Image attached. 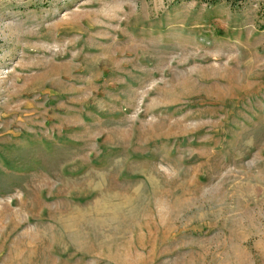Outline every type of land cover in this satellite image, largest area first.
Returning a JSON list of instances; mask_svg holds the SVG:
<instances>
[{
    "label": "rangeland",
    "instance_id": "374dc122",
    "mask_svg": "<svg viewBox=\"0 0 264 264\" xmlns=\"http://www.w3.org/2000/svg\"><path fill=\"white\" fill-rule=\"evenodd\" d=\"M0 264H264V0H0Z\"/></svg>",
    "mask_w": 264,
    "mask_h": 264
}]
</instances>
